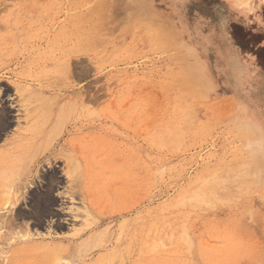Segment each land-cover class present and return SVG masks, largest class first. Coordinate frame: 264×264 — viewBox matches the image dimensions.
<instances>
[{"label":"rangeland","instance_id":"rangeland-1","mask_svg":"<svg viewBox=\"0 0 264 264\" xmlns=\"http://www.w3.org/2000/svg\"><path fill=\"white\" fill-rule=\"evenodd\" d=\"M87 1L60 0L53 19V0H0V195L4 178L18 184L14 206L0 208V264L19 248V264H264V0ZM72 42L82 51L51 68L48 49ZM59 79V93L73 82L74 95L53 112L58 92L47 99L38 89ZM88 84L95 99L83 102ZM71 103L81 125L67 119L60 132ZM72 136L87 165L80 189L65 174ZM123 208L96 226L97 212Z\"/></svg>","mask_w":264,"mask_h":264},{"label":"bare ground","instance_id":"bare-ground-1","mask_svg":"<svg viewBox=\"0 0 264 264\" xmlns=\"http://www.w3.org/2000/svg\"><path fill=\"white\" fill-rule=\"evenodd\" d=\"M87 1V0H86ZM101 1H104V0H99L98 1V4L97 5H100V3L99 2H101ZM106 1V0H105ZM104 1V2H105ZM231 1H233V2H235V4L236 5H238V6H243V5H248V3H249V1L250 0H231ZM88 2V1H87ZM108 2V1H107ZM111 2V1H110ZM69 3V2H68ZM83 3V2H82ZM53 6L51 7V9H53V11H55L56 12V14H54V15H52V18L54 19L55 18V16L57 15V16H59L60 14V0H53ZM67 4V3H66ZM102 4H103V2H102ZM68 5V4H67ZM71 5H73V4H71ZM84 5V4H83ZM106 5H108V3L106 4ZM105 5V6H106ZM110 5H112V4H109V6ZM89 6V5H88ZM95 6V5H94ZM93 6V7H94ZM92 7V6H91ZM93 7H92V9H93ZM107 7V6H106ZM112 7V6H111ZM111 7H110V9H111ZM114 7V6H113ZM64 8H66V7H64ZM75 8V7H74ZM95 8V7H94ZM56 9H57V11H56ZM83 9H84V7H83ZM82 9V10H83ZM88 9V8H87ZM108 9H109V7H108ZM109 9V10H110ZM132 9V8H131ZM134 10V9H133ZM62 11V10H61ZM95 11V10H94ZM93 11V12H94ZM135 11V10H134ZM145 11V10H144ZM143 11V12H144ZM82 12V11H81ZM111 12H112V10H111ZM142 12V13H143ZM70 13V12H69ZM76 13V12H75ZM79 13V12H78ZM95 13V12H94ZM105 13H109V11L108 12H105ZM104 13V14H105ZM140 13V12H139ZM59 14V15H58ZM87 14H89V13H87ZM110 14V13H109ZM109 14H107V17H108V15ZM127 14H130V13H127ZM126 14V15H127ZM71 15V14H70ZM100 15V14H99ZM95 16V15H94ZM100 16H104L103 18H105V20L107 19L106 17H105V15H100ZM121 16V15H120ZM124 16V15H123ZM144 16V15H143ZM154 16V15H153ZM152 16V17H153ZM64 17V16H63ZM66 17V16H65ZM109 17H110V15H109ZM112 17V16H111ZM127 17V16H126ZM133 17V16H132ZM138 17V16H137ZM42 18V17H41ZM59 18V17H58ZM90 18H91V16H90ZM120 18V21H121V17H118L116 20L118 21V19ZM135 18V17H134ZM139 18H140V16H139ZM141 18H143V17H141ZM47 19V18H46ZM56 19V18H55ZM88 19V18H87ZM93 19V18H92ZM136 19V18H135ZM145 20H146V18H144ZM143 19V20H144ZM154 19V18H153ZM62 20V19H61ZM68 20V19H67ZM76 20V19H75ZM108 20V19H107ZM111 20V19H110ZM113 20V19H112ZM115 20V21H116ZM151 20V19H150ZM54 21V20H53ZM60 21V20H59ZM92 21V20H91ZM95 21H97L96 19H95ZM104 21V20H103ZM123 21H124V18H123ZM131 21V20H130ZM135 21V20H134ZM152 21V20H151ZM49 22V21H48ZM57 22V21H56ZM63 22V21H62ZM73 22V21H72ZM100 22V20L98 21V23ZM102 22V21H101ZM101 22H100V24H101ZM111 23L113 22V21H110ZM141 22V21H140ZM158 22V21H157ZM52 23V22H51ZM74 24H75V22H73ZM106 23H109V22H106ZM113 23H115V22H113ZM117 23V22H116ZM118 23H119V21H118ZM130 23V22H129ZM161 23V22H160ZM164 23V22H163ZM162 23V24H163ZM67 24V23H66ZM79 24V23H78ZM90 24V23H89ZM99 24V25H100ZM103 24V23H102ZM101 24V25H102ZM146 24V23H145ZM161 24V25H162ZM61 25V24H60ZM79 25H82V23L81 24H79ZM98 25V24H97ZM105 25V24H104ZM106 25H108V24H106ZM110 25V24H109ZM111 25H114V24H111ZM116 25V24H115ZM137 25V24H136ZM141 25V24H140ZM152 25H153V23H152ZM159 25V24H158ZM57 26V25H56ZM55 26V27H56ZM96 26V25H95ZM119 26V25H118ZM117 26V27H118ZM120 26H122L121 24H120ZM144 26V25H143ZM162 26H164V28H165V24H163ZM170 26V25H169ZM61 27V26H60ZM59 27V28H60ZM88 28V27H87ZM129 28V27H128ZM133 28V27H132ZM135 28V27H134ZM167 28L168 27H166V30H167ZM171 28V27H170ZM64 29V28H63ZM109 29V28H108ZM111 29H113L112 28V26H111ZM111 29H109V30H107L106 28H105V31H107V32H109V31H112ZM121 29V28H120ZM124 29H125V27H124ZM55 30V29H54ZM53 30V31H54ZM69 30H70V28H69ZM147 30H148V28H147ZM163 30V29H162ZM168 30H169V28H168ZM77 31V30H76ZM79 31V30H78ZM116 31H117V29H116ZM123 31V30H122ZM157 31V30H156ZM61 32H62V29H61ZM113 32H115V30L113 31ZM120 32V31H119ZM118 32V33H119ZM162 31H160V33H161ZM166 32V31H165ZM73 33V32H72ZM76 33V32H75ZM94 33V32H93ZM106 33V32H105ZM104 33V34H105ZM110 33V32H109ZM120 33H123V32H120ZM147 33V32H146ZM159 33V32H158ZM159 33V34H160ZM54 34V33H53ZM81 34V33H80ZM136 34V33H135ZM156 34V33H155ZM175 34V33H174ZM178 34V33H177ZM60 35H62L61 33H60V29L58 30V31H56V33H55V39L58 41L57 43H59L60 42ZM106 35H108L107 33H106ZM150 35V34H149ZM162 36H163V34H161ZM169 35H172V33L171 34H169ZM79 36V35H78ZM78 36L76 35V39H78ZM152 35H150V37H151ZM154 36V35H153ZM159 36V35H158ZM165 36V35H164ZM163 36V37H164ZM167 36V35H166ZM177 36V35H176ZM98 37V36H97ZM124 37H125V35H124ZM171 37V36H170ZM178 37V36H177ZM62 38V37H61ZM71 38V37H70ZM74 38V37H73ZM83 38H85V37H83ZM100 38H104V37H100ZM105 38H108V36L106 37L105 36ZM122 38V37H121ZM160 38V37H159ZM65 39H67V38H65ZM92 39H94V38H92ZM99 38H96V41L98 40ZM115 39V38H114ZM123 39V38H122ZM156 39H158V37L156 38ZM161 39V38H160ZM162 39H164V38H162ZM168 39V37L167 38H165V41ZM174 39H177V40H175V41H178V39H180V38H174ZM83 40V39H82ZM91 40V39H90ZM62 41V40H61ZM68 41V40H67ZM65 42V43H68V42ZM73 41V40H72ZM84 41V40H83ZM95 41V40H94ZM98 41H101V40H98ZM117 41V40H116ZM123 41V40H122ZM129 41V40H128ZM136 41V40H135ZM150 41V40H149ZM160 41H162V40H160ZM164 41V40H163ZM164 41V42H165ZM169 41H170V39H169ZM174 41V40H173ZM63 42V41H62ZM71 42V41H70ZM78 42H79V40H78ZM80 42H82V41H80ZM93 42V41H92ZM102 42V41H101ZM106 42V41H105ZM170 42H172V41H170ZM111 43V42H110ZM126 43V42H125ZM125 43H123V44H125ZM166 43V42H165ZM81 44V43H80ZM113 44V43H112ZM149 44H150V42H149ZM169 44V43H168ZM173 44H174V42H173ZM183 44V43H182ZM187 44V43H186ZM82 45V44H81ZM90 43H88V46H87V48L89 47V49H90ZM96 43H93V45L92 46H94V47H92V48H95L96 46ZM114 45V44H113ZM119 45H122V44H119ZM136 45V44H135ZM134 45V46H135ZM56 47L55 48H50V49H48V51H49V56H50V59L52 60V65L50 66L51 68H56L57 69V66L61 63L60 62V55H61V58H62V61H63V59H65V61H68V60H72L73 59V56L79 51H82V47L81 46H79L77 43H74L73 44V42H72V45H68L67 47H64V48H62V49H60L61 47V45L59 44V46L56 44L55 45ZM62 46H64V45H62ZM86 46V45H85ZM85 46H83L84 48H85ZM138 46V45H137ZM165 46H167L166 44H165ZM168 46H170V45H168ZM121 47V46H120ZM83 48V50L84 51H86V48L84 49ZM158 48V47H157ZM88 49V50H89ZM104 49V48H103ZM102 50V49H101ZM158 50V49H157ZM167 50V49H166ZM40 51V50H39ZM135 51V50H134ZM159 51V50H158ZM87 52V51H86ZM154 52H155V50H154ZM114 53H116V52H114ZM113 53V54H114ZM118 53V52H117ZM39 54V53H38ZM37 54V55H38ZM44 54V53H43ZM47 54V53H46ZM121 54V53H120ZM146 54H147V52H146ZM167 54V53H166ZM79 55V54H78ZM83 55H85V54H83ZM89 55V54H88ZM143 55V54H142ZM164 55V54H163ZM162 55V56H163ZM182 55H184V54H182ZM190 55V54H189ZM188 55V56H189ZM52 56H53V58H52ZM92 56H93V54H92ZM140 56H141V54H140ZM193 56V55H192ZM44 57V56H43ZM66 57V58H65ZM110 57V56H109ZM40 58V57H39ZM46 58V57H45ZM44 58V59H45ZM97 58V57H96ZM98 58H100V57H98ZM185 58V57H184ZM47 59V58H46ZM45 59V60H46ZM101 59V58H100ZM169 59V58H168ZM172 59V58H171ZM36 60H37V58H36ZM88 60H90V59H88ZM94 60V59H93ZM101 60H103V59H101ZM106 60H108V59H106ZM42 61V60H41ZM111 61H113V60H111ZM110 61V62H111ZM179 61V60H178ZM34 62V61H33ZM38 62V61H37ZM72 62V61H71ZM180 62H182V61H180ZM188 62V61H187ZM45 63H47V62H45ZM166 63V62H165ZM48 65V64H47ZM46 65V66H47ZM64 65V64H63ZM40 66H41V64H40ZM44 66H45V64H44ZM44 66H42V67H44ZM49 66V65H48ZM68 66H69V63H68ZM72 66V65H71ZM74 66V65H73ZM169 66H171V65H169ZM63 67V66H62ZM66 67H67V65H66ZM70 67V66H69ZM64 68V67H63ZM170 68V67H169ZM43 69H46L45 67L43 68ZM61 69V68H60ZM71 69V71H73L74 69L73 68H70ZM73 69V70H72ZM65 70H66V68H65ZM65 70H61V71H63V72H61V73H64V75H65V73L67 72V70H68V68H67V70H66V72H64ZM180 70H182V69H180ZM60 71V70H59ZM56 72H58V71H56ZM61 73H59V74H61ZM68 73V72H67ZM67 73H66V76H67ZM74 72H72V74H73ZM70 74L71 73H68V75L70 76ZM75 74V73H74ZM73 74V75H74ZM185 74H187V73H185ZM33 75V74H32ZM36 75V74H35ZM58 75V74H57ZM56 77V76H55ZM65 77V76H64ZM63 77V78H64ZM60 78V77H59ZM62 78V77H61ZM24 79H26V78H24ZM185 79V78H184ZM187 79V78H186ZM89 83V82H88ZM91 83V82H90ZM174 83V82H173ZM190 83L191 82H189L188 84L190 85ZM58 88H49V87H47V88H44V89H42V90H40V89H38L39 91H40V94L41 95H43V96H46V98L48 99V97L49 96H51V95H53L54 93L53 92H58V94H57V96L56 97H52V98H54L55 100H53L55 103H54V105H52L51 106V109H52V111L53 112H56V111H54V110H59L60 109V106H62L63 105V103L65 102H62V104L60 105V101H61V99L63 98H66L67 96L65 95L66 93H68V91H72V90H74V84H73V82H70L68 85L69 86H65V88H66V93H64L63 95L62 94H60L59 93V91L60 90H62L63 89V85L60 83V79H59V81H58ZM174 85V84H173ZM52 86V85H51ZM20 87V86H19ZM28 87V86H27ZM26 87V88H27ZM54 87V86H53ZM188 87V86H187ZM190 87V86H189ZM188 87V88H189ZM169 88H171V87H169ZM69 89H71V90H69ZM191 89V88H190ZM193 89V88H192ZM198 90H199V88H197ZM28 90V89H27ZM37 90V91H38ZM22 91V90H21ZM86 91V92H85ZM85 91H84V93H83V95H85V96H83L82 98H83V102H85V101H88V102H91V101H93L94 99H95V95H96V93L94 94L93 92H92V88H91V84H88V86H87V89H85ZM199 91H201V89L199 90ZM16 92H19V91H16ZM78 92V91H77ZM193 92H195V91H193ZM70 93H72L73 95H74V92L72 91V92H70ZM76 93V92H75ZM200 93V92H199ZM189 94H191V93H189ZM201 94H203V93H201ZM76 96H77V94H75ZM125 95V94H124ZM198 95V94H197ZM53 96H55V95H53ZM193 96H194V93H193ZM199 96V95H198ZM21 97V96H20ZM74 97V99H72V100H75V101H72V102H76L77 100L75 99V96H73ZM97 98H98V96H96ZM196 97V96H195ZM52 98H51V100H52ZM69 98V100H70V97H67V99ZM82 98H81V100H82ZM121 98V97H120ZM119 98V99H120ZM4 99V98H3ZM79 100V99H78ZM181 100V99H180ZM185 100V99H184ZM19 101H20V103L22 104V103H24L23 101L24 100H21V98H19ZM52 101V102H53ZM176 101V100H175ZM186 101V100H185ZM49 102H51V101H49ZM51 102V103H52ZM67 102V101H66ZM81 103H82V101H81ZM181 103V102H180ZM72 104V103H71ZM70 104V105H71ZM74 104H76V103H74ZM74 104H72V105H74ZM233 104V103H232ZM65 105V104H64ZM66 105H67V103H66ZM69 105V107H71ZM86 105V104H85ZM84 105V103H82V107L85 109V107H88V105L87 106H85ZM231 105V104H230ZM10 106V105H9ZM21 106V105H20ZM24 107L25 106H27V104H24L23 105ZM23 106H21V107H23ZM182 106V105H181ZM235 107V106H234ZM61 108H63V107H61ZM66 108V107H65ZM82 108V109H83ZM89 108V107H88ZM84 109H83V111H84ZM188 109V108H187ZM194 109V108H193ZM235 109V108H234ZM5 110V109H4ZM4 110H3V112H4ZM24 110V109H23ZM27 110V109H26ZM60 110H62V109H60ZM65 110V109H64ZM86 110V109H85ZM89 110V109H88ZM87 110V111H88ZM93 111V110H92ZM209 111H210V109H209ZM234 111V110H233ZM2 112V113H3ZM5 112H6V110H5ZM4 112V113H5ZM27 112V111H26ZM30 112V111H29ZM61 112H63V110L61 111ZM65 112V111H64ZM70 114H69V116L68 117H66V115H64V119L62 118L63 117V115H62V117H60V115H58L59 116V118L57 117V119L59 120V121H57L56 122V120L54 121V122H56L57 124H59V127H57V128H60L59 130H60V132L63 130V128H64V125L65 124H68V121H67V119H69L70 121H72L73 123H75V124H78V123H80L79 121L82 119V117H83V112L81 113L80 112V110H79V106L78 105H74V106H72L71 108H70ZM68 112V113H69ZM91 112V111H90ZM90 112H88V113H90ZM94 112V111H93ZM93 112H91V113H93ZM186 112V114H187V111H185ZM195 112V111H194ZM207 112V111H206ZM214 112V111H213ZM227 112V111H226ZM225 112V113H226ZM232 112V111H231ZM238 112V111H237ZM91 113H90V115L89 116H91ZM1 114V113H0ZM190 114V113H189ZM87 115V114H86ZM93 115H94V113H93ZM135 115V114H134ZM241 115V114H240ZM4 116H5V114H4ZM3 116V117H4ZM88 116V117H89ZM136 116H138V115H135V117ZM209 116V115H208ZM3 117H1V118H3ZM28 117L29 118H31V115L29 114L28 115ZM130 117V116H129ZM134 117V116H133ZM214 117V116H213ZM0 118V119H1ZM91 118V117H90ZM94 118V117H93ZM190 118V117H189ZM195 117H193V119H194ZM198 118V117H197ZM8 119V118H7ZM48 119H49V117H48ZM63 119V120H62ZM192 119V118H191ZM241 119V118H240ZM50 121H52L53 119H49ZM87 120V119H86ZM189 120V119H188ZM209 120V119H208ZM217 120V119H216ZM221 120V119H220ZM6 121H8V120H6ZM43 121H45V120H43ZM66 121V122H65ZM89 121V120H88ZM127 121V120H126ZM204 121V120H203ZM207 121V120H206ZM63 122V123H62ZM83 122V121H82ZM119 122H121V121H119ZM123 122V121H122ZM190 122H191V120H190ZM215 122V121H214ZM224 122V121H223ZM44 123V122H43ZM124 123V122H123ZM244 123V122H243ZM242 123V124H243ZM6 124V123H5ZM54 124V123H53ZM57 124H56V126H57ZM74 124V125H75ZM88 124V123H87ZM89 124H90V122H89ZM88 124V125H89ZM92 124V123H91ZM195 124V123H194ZM193 124V125H194ZM2 125V124H1ZM1 125H0V127H1ZM80 125H81V123H80ZM80 125H78V126H80ZM84 125V124H83ZM87 125V126H88ZM120 125V124H119ZM125 125V124H124ZM206 125V124H205ZM234 125V124H233ZM7 126H8V124H7ZM54 126V125H53ZM52 126V127H53ZM85 126V125H84ZM122 126V125H121ZM126 126V125H125ZM189 126V125H188ZM197 126H199L198 124H197ZM210 126V125H209ZM231 126V125H230ZM250 126V125H249ZM252 126V125H251ZM4 127H6V125L4 126ZM52 127H51V129L50 130H52ZM77 127V126H76ZM195 127V126H194ZM7 128V127H6ZM57 128H55V130H57ZM85 128V127H84ZM88 128V127H87ZM250 128V127H249ZM1 129V128H0ZM83 128H81V129H79V130H82ZM241 129V128H240ZM2 130V129H1ZM54 130V129H53ZM53 130H52V133H53ZM54 130V131H55ZM73 130V129H72ZM135 131V132H134ZM133 132L135 133V137H137V136H139V129L137 130H134ZM139 131V132H138ZM241 131H242V129H241ZM245 131H247V130H245ZM256 131V130H255ZM130 132V131H129ZM229 132V131H228ZM237 132V131H236ZM55 133H56V131H55ZM57 133H59V132H57ZM56 133V134H57ZM199 133V132H198ZM231 133V132H230ZM246 133V132H245ZM85 134V133H84ZM125 134V133H124ZM130 134V133H129ZM256 134V133H255ZM81 135H82V133H81ZM126 135V134H125ZM125 135H123V137H126ZM230 136H231V134H229ZM233 135V134H232ZM241 135V134H240ZM134 136V135H133ZM251 136V135H250ZM132 137V136H131ZM232 137V136H231ZM239 137V136H238ZM242 137V136H241ZM249 137V136H248ZM133 138V137H132ZM125 139V138H124ZM131 139V138H130ZM129 139V140H130ZM133 139H135V138H133ZM232 140H233V138H232ZM238 140V139H237ZM74 141V137L72 136L71 138H69L68 139V141H66V144H64V146H66L65 148H68V149H70L69 151H72V153H68V157H66L67 156V153L65 154H63V155H65V158H67L66 159V166L68 167V169L65 171V174H66V176H67V178L71 181V182H74V185L76 184V182H78L77 183V185H79V183H80V186H78V187H76L77 189L79 188V187H81V185L83 184V182H84V186L87 184V180L85 179V177H84V173H83V169L81 168V166L84 164L85 165V167H87V165H86V163H85V161H84V156L82 157L79 153H78V149H77V147L75 146L77 143L75 142H73ZM127 141H128V139H127ZM235 141V140H234ZM65 143V142H64ZM132 143V142H131ZM139 143V142H138ZM127 145L128 144H130V143H126ZM140 144V143H139ZM142 144V143H141ZM246 144H247V142H246ZM250 144V143H249ZM131 145V144H130ZM136 144H134V146H135ZM138 145V144H137ZM121 147V146H120ZM131 147V146H130ZM128 148V149H126V152L128 153V151L129 152H134V149L133 148ZM149 147V146H148ZM123 148V147H122ZM139 148H140V145H139ZM243 148V147H242ZM142 149V148H141ZM140 149V150H141ZM233 149V148H232ZM241 149V148H240ZM245 149V148H244ZM247 149H249V148H247ZM137 150V149H136ZM243 150V149H242ZM253 151H254V149H253ZM137 152V151H136ZM63 153V152H62ZM253 153V152H252ZM244 155V154H243ZM128 156V155H127ZM134 156V155H133ZM244 157V156H243ZM252 157V156H251ZM247 158V157H246ZM136 159L137 158H135V161H136ZM249 160V159H248ZM261 160V159H260ZM84 163H83V162ZM134 161V162H135ZM247 161V160H246ZM15 162V161H14ZM21 162H23L22 160H21ZM234 162V161H233ZM242 162V161H241ZM245 162V161H244ZM27 163H28V161H27ZM81 163V164H80ZM261 164H262V161L260 162ZM2 164V163H1ZM17 164V163H16ZM19 165V164H18ZM83 165V166H84ZM28 165H26V167H27ZM20 167V166H19ZM227 167H229V166H227ZM239 167V166H238ZM15 168V167H14ZM235 168V167H234ZM18 169H20V168H18ZM25 169L26 170H28L27 168H24L23 170L25 171ZM228 169H230V168H228ZM243 169V168H242ZM3 170V169H2ZM1 170V171H2ZM62 170H64V169H62ZM217 170V169H216ZM241 170V169H240ZM249 170H251V169H249ZM258 170H259V168H258ZM24 171L22 172V173H24ZM242 171V170H241ZM252 172V171H251ZM257 171H255V172H253V173H256ZM1 173V172H0ZM4 173V172H3ZM2 173V174H3ZM18 173H19V171H18ZM242 173V172H241ZM252 173V174H253ZM1 175V174H0ZM81 175H83V176H81ZM255 175V174H254ZM81 176V178H83V179H81V178H79ZM4 177V176H3ZM2 177V178H3ZM7 177V176H6ZM16 177H18V176H16ZM14 178V180L16 179L17 180V178ZM21 177V176H20ZM243 177H245V176H243ZM12 178V177H11ZM22 178V177H21ZM213 178V177H212ZM236 178V177H235ZM235 178H233V179H235ZM247 178H249V177H247ZM246 178V179H247ZM256 178V177H255ZM19 179V178H18ZM83 181H81V180ZM216 179H218V178H216ZM215 179V180H216ZM220 179V178H219ZM261 179V178H260ZM260 179H258V180H260ZM12 180L13 179H8V177H7V180L4 178V184H5V186H4V191H5V188H6V193L3 191V192H1V194L3 193V196L2 195H0V196H2V198L0 197V208L2 207V206H4V204H13V206H14V198H13V195H12V190H13V188L12 187H14V186H12V185H18V184H13V182H12ZM245 179H243L242 181H244ZM253 180V179H252ZM255 180V179H254ZM220 181V180H219ZM218 181V182H219ZM249 181V180H248ZM251 181V180H250ZM70 182V184H73V183H71ZM81 182H82V184H81ZM204 182H206V181H204ZM252 182V181H251ZM251 182H249V183H251ZM261 182V181H260ZM16 183V182H15ZM213 183V182H212ZM211 183V184H212ZM257 183H258V181H257ZM52 184H53V182H52ZM254 184V183H253ZM76 185V186H77ZM207 185V184H206ZM216 185V184H215ZM214 185V186H215ZM218 185H219V183H218ZM70 186V185H69ZM83 186V185H82ZM83 186V187H84ZM213 186V185H212ZM217 186V185H216ZM0 187H2L3 188V185H1ZM17 187V186H16ZM15 187V188H16ZM75 187V186H74ZM210 187V186H209ZM221 187V186H220ZM68 188H70V187H68ZM222 188V187H221ZM264 188V187H263ZM11 189V190H10ZM51 189V188H50ZM80 189V188H79ZM210 189H212L211 187H210ZM3 190V189H2ZM69 190V189H68ZM48 191V190H47ZM46 191V192H47ZM71 191H73V189H71ZM71 191H69L70 193H71ZM261 192V191H260ZM51 193V192H50ZM264 193V192H263ZM47 195H48V192L46 193ZM45 194V195H46ZM83 194V193H82ZM257 194V193H256ZM258 194H260V193H258ZM257 194V195H258ZM50 195V194H49ZM51 196H52V194H51ZM50 196V197H51ZM41 197H44L43 195L41 196ZM49 197V198H50ZM46 198V197H45ZM47 198H48V196H47ZM36 200V199H35ZM40 201H41V199H39ZM53 200V199H52ZM39 201V202H40ZM47 201V200H46ZM52 202V201H51ZM46 203H48V202H46ZM45 203V204H46ZM92 207H94V206H92V205H89V208H88V212H92V213H95V210L92 208ZM128 208H123L122 210H120V211H116V210H114L113 209V212H101V211H99V212H97L96 214H97V216L99 217V222L96 220L95 222H98L97 224H96V226H98V227H100V226H103V224H104V222L107 220V218H117L118 216H125L126 214H129V211L130 210H127ZM134 209V208H133ZM127 210V211H126ZM114 212H118V216L117 215H115L114 214ZM132 213V212H131ZM92 218V217H91ZM92 220V219H91ZM89 222L87 221V224H88ZM91 223V222H90ZM89 223V224H90ZM92 225H94V224H92ZM95 226V227H96ZM120 226V225H119ZM123 228H125V229H127V230H129V228H130V223H129V221L127 222V221H124L123 222ZM121 226V227H122ZM110 226H108V228H109ZM108 228L106 227V230H108ZM120 228V227H119ZM118 228V229H119ZM92 229V228H91ZM87 230V229H86ZM103 230V229H102ZM105 230V231H106ZM114 230V229H113ZM123 230V229H122ZM121 230V231H122ZM104 231V230H103ZM103 231H102V233L99 231V234H101V236H102V234H103V236H104V234H107V233H103ZM125 231V230H124ZM85 232V231H84ZM123 232V231H122ZM139 232L140 231H137L136 233H134V234H139ZM150 232H151V235H150V237H151V240H153V239H156V233H157V230L155 229V228H152L151 230H150ZM109 233V232H108ZM119 233V232H118ZM125 233V232H124ZM112 234H114V233H112ZM128 234V233H127ZM80 235V234H79ZM98 234H96V236H94V237H98L97 236ZM108 236V235H107ZM123 237L124 235H120V237ZM181 236V235H180ZM183 236V235H182ZM181 236V237H182ZM99 237H100V235H99ZM89 238V237H88ZM183 238H184V236H183ZM91 239V236H90V238H89V240ZM101 239H104V238H101ZM106 239V238H105ZM118 239V238H117ZM132 239V238H131ZM136 239H137V237H136ZM180 239V238H179ZM88 240V239H87ZM89 240H88V242H89ZM107 240V239H106ZM120 240H122V239H120ZM119 240V241H120ZM129 240V239H128ZM94 241H95V239H94ZM98 241H99V238H98ZM98 241L96 240V242L98 243ZM105 241V240H104ZM124 240H122L121 242H123ZM139 241V240H138ZM183 241V240H182ZM187 241V240H186ZM184 242V241H183ZM182 242V243H183ZM97 243H93L92 245H94V244H97ZM100 243V242H99ZM188 243V242H187ZM186 243V244H187ZM88 244V243H87ZM90 244H91V242H90ZM103 244V243H102ZM101 243L100 244H98V245H101V246H103ZM134 244H135V242H134ZM127 245V244H126ZM183 245V244H182ZM188 246H190V244L188 243L187 244ZM37 246L38 247H44V245H42V244H39V245H36L34 248H37ZM106 246V245H105ZM148 246H149V248L151 247L152 248V246H153V244H152V242H150L149 244H148ZM190 248V247H189ZM119 252H121V250L119 251ZM123 252V251H122ZM15 253H16V255L13 257V259L11 260V264H19L20 262H19V254H21L22 255V251H21V248H19V249H16L15 250ZM124 254V253H123ZM122 254V255H123ZM46 255V254H45ZM52 255V254H51ZM120 255V254H119ZM122 255H121V257H122ZM116 256H117V254H116ZM52 257V256H51ZM124 257V256H123ZM48 258V257H47ZM122 259V258H121ZM53 260V259H52ZM124 260V259H123ZM126 260V259H125ZM124 260V261H125ZM30 261H31V259H30ZM45 261V260H44ZM31 262H34V261H31ZM51 262V260L49 261V263ZM29 263V262H28ZM48 263V262H47ZM46 263V264H47ZM48 263V264H49ZM24 264H26V263H24ZM32 264V263H31ZM139 264V263H138Z\"/></svg>","mask_w":264,"mask_h":264}]
</instances>
